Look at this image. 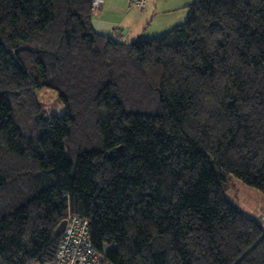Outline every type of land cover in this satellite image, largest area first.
<instances>
[{
    "label": "trees",
    "instance_id": "16d2710c",
    "mask_svg": "<svg viewBox=\"0 0 264 264\" xmlns=\"http://www.w3.org/2000/svg\"><path fill=\"white\" fill-rule=\"evenodd\" d=\"M95 12L0 0V264L52 261L69 213L111 264H264V218L224 186L264 196V0H195L132 42Z\"/></svg>",
    "mask_w": 264,
    "mask_h": 264
},
{
    "label": "crops",
    "instance_id": "0c3cea01",
    "mask_svg": "<svg viewBox=\"0 0 264 264\" xmlns=\"http://www.w3.org/2000/svg\"><path fill=\"white\" fill-rule=\"evenodd\" d=\"M166 3L167 0H147L144 9L139 10L129 0H104L99 8L100 12L94 15L96 17H93L92 23L97 32L121 42L136 41L146 33L149 38L160 37L179 19L173 20L172 10L160 6ZM108 15L111 17L107 18ZM110 18L112 20H109ZM182 19L183 17L179 21ZM260 211L262 213L258 212L257 217L262 218L264 207Z\"/></svg>",
    "mask_w": 264,
    "mask_h": 264
},
{
    "label": "rangeland",
    "instance_id": "374dc122",
    "mask_svg": "<svg viewBox=\"0 0 264 264\" xmlns=\"http://www.w3.org/2000/svg\"><path fill=\"white\" fill-rule=\"evenodd\" d=\"M194 1L195 0H173V1L167 0L166 4L160 5L165 9L172 10L173 20H177L178 18L180 19L181 17H183L181 21H179L178 19L176 23L171 25V27H169L167 31L163 33V35L166 34L173 27L183 24L187 20V16L189 13V5ZM99 12L100 11L98 9L97 13L94 15H97ZM112 14L114 15L117 13H112ZM95 17L96 16H94V18ZM109 17H111V15L107 16V18ZM109 20H112V18H110ZM146 38H149L147 33L141 37V39H146ZM36 93L39 98L40 105L42 107V113L44 116H48L51 114L60 115L66 111V106L61 100V97L59 96L57 91L48 87H42L37 89ZM224 186L228 200H230L238 209L243 211L245 214L252 217H257L258 212L262 213V211L260 210H262V208L264 207V196L259 190L247 186L232 174L226 175ZM261 222L264 227V221ZM28 264H40V263L37 261H31Z\"/></svg>",
    "mask_w": 264,
    "mask_h": 264
},
{
    "label": "built area",
    "instance_id": "2783aa9c",
    "mask_svg": "<svg viewBox=\"0 0 264 264\" xmlns=\"http://www.w3.org/2000/svg\"><path fill=\"white\" fill-rule=\"evenodd\" d=\"M146 0H130L139 10H143ZM104 0H92L93 10H98ZM264 218V217H263ZM55 258L43 264H111L93 244L87 219L69 213Z\"/></svg>",
    "mask_w": 264,
    "mask_h": 264
},
{
    "label": "water",
    "instance_id": "95a60500",
    "mask_svg": "<svg viewBox=\"0 0 264 264\" xmlns=\"http://www.w3.org/2000/svg\"><path fill=\"white\" fill-rule=\"evenodd\" d=\"M66 226V219H63L56 228V232L62 234Z\"/></svg>",
    "mask_w": 264,
    "mask_h": 264
},
{
    "label": "clouds",
    "instance_id": "9594fccd",
    "mask_svg": "<svg viewBox=\"0 0 264 264\" xmlns=\"http://www.w3.org/2000/svg\"><path fill=\"white\" fill-rule=\"evenodd\" d=\"M97 11V10H96Z\"/></svg>",
    "mask_w": 264,
    "mask_h": 264
}]
</instances>
